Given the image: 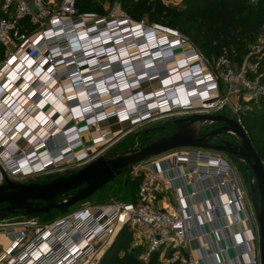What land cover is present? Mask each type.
I'll return each instance as SVG.
<instances>
[{
  "label": "built area",
  "instance_id": "built-area-1",
  "mask_svg": "<svg viewBox=\"0 0 264 264\" xmlns=\"http://www.w3.org/2000/svg\"><path fill=\"white\" fill-rule=\"evenodd\" d=\"M0 12L6 16L0 20L4 52H0V185L5 182L4 175L17 179L62 163L84 167L97 160L105 147L118 141L116 135L108 138L112 134L102 129L107 120L137 124L170 108L193 110L190 106L202 102L210 107L219 97L222 84L241 85L253 97H264V80L251 76L258 70L257 62L246 59L238 71L230 58L221 57L217 76L188 38L178 32L170 30L169 35L160 37L157 27L130 26L129 15L117 0L102 19L95 13H80L77 0H0ZM24 17L36 26L33 32L18 28ZM136 32L151 38L149 43L167 41L166 46L151 53L149 64L147 58L142 59L138 70L120 57L122 49L127 51L139 40ZM153 45L147 47L149 52ZM178 55L182 58L177 60ZM116 58L122 61V72L114 68ZM171 64H176L175 68ZM131 71L132 75L118 78L120 73ZM174 73L181 79L178 85L189 90L186 103L170 85L163 94L133 93L136 84L141 87L154 78L165 81ZM122 87L130 89V95L123 96ZM196 91L199 94L193 95ZM55 104L65 111L61 121L54 120L49 112ZM39 115L41 123L55 126L57 135L45 131L35 140H22L20 127L28 126ZM89 134L97 136L88 145L85 138ZM215 151L188 147L186 152L171 150L135 164L132 175H142L136 203L88 204L51 222L22 215H18L21 221L1 219L0 238L10 244L5 246L0 240V264H99L101 251L105 253L124 227L133 232L136 244L147 245L142 259L149 260L152 254L172 247L170 264H203V258L211 257L208 251L197 257L180 250L184 238L205 240L208 235L204 230L191 235L193 225L206 230L211 222L203 218L200 189L196 187L189 195L196 197L200 212L186 202L177 208H162L157 205V194L162 181L173 183L191 175L195 182L207 184L204 191L217 194L218 203L211 201L204 212L222 205L245 210V196L231 164ZM238 223L232 220L227 225L235 228ZM210 230L218 233L221 228ZM96 241H101L99 248ZM259 250L253 252L251 264H261ZM213 263L217 264L215 259Z\"/></svg>",
  "mask_w": 264,
  "mask_h": 264
},
{
  "label": "rangeland",
  "instance_id": "rangeland-1",
  "mask_svg": "<svg viewBox=\"0 0 264 264\" xmlns=\"http://www.w3.org/2000/svg\"><path fill=\"white\" fill-rule=\"evenodd\" d=\"M93 1H96L98 5H103L104 13L101 14L98 11H86V10H79V12L87 13V14L95 13V14H98V16L100 17L99 19H102L108 16V13L112 9V4L116 0H111L112 3L109 2L110 0H93ZM117 1H120V0H117ZM134 1L140 2L141 0L140 1L134 0ZM192 1L193 0H150V2L147 5L148 11L146 13L137 14V15H130L129 13H127L129 15L128 16L129 23H130L129 25L130 26L143 25L149 28L157 27L159 29L158 31H160V33L158 32L160 34L159 35L160 37H163V35L164 36L167 35L170 30L176 31L179 34L183 35L184 37L188 38L189 43L191 44L189 35L183 34V32L178 31L177 27L168 26L166 23H164V21H166V18L170 19L173 15L175 16V14L181 11L185 6L189 5L190 2ZM163 44L164 45L162 46H166L167 41L164 42ZM159 46L160 45H158V47ZM121 47L122 45H119L117 47L118 50H120ZM158 47H156V50L154 51L150 50L149 56L146 57L147 55L146 53H149V50L143 51L144 49L142 48V51H141L140 50L141 48L139 49L136 46H131L129 48V51L127 52V55H124L125 54L124 53L123 55H121V57L125 58L126 61L128 62L130 61L131 63L129 62L128 65H132L135 67V69L138 70L142 66V65L140 66L139 64L142 59L147 58L146 62L149 64V62L152 60V57H153L151 53L158 51V49H160ZM185 47H188V45H185ZM263 50H264V26L260 29L258 34L251 41L249 45V53H248L247 59L253 62H257L259 60V57H257V55ZM202 56L204 57L207 67L214 69V72L217 74V76H219L221 71L217 70L218 61L214 62L212 58L207 57L205 55H202ZM252 56H255L253 60L251 59ZM181 58H182L181 55H178L177 60ZM230 60L232 61L234 68L238 71L242 70V66L244 62L246 61L245 60L241 65H239L238 58L235 60H232L230 58ZM119 62H120V59L116 58L115 63L120 64ZM121 65L122 64H120V66L117 65L116 68H122ZM175 65L171 64L170 67L175 68ZM164 66L165 65H161L162 68H164ZM177 66L179 67V65ZM175 71H178V69H176ZM175 71L173 70V72ZM134 76L135 75H133V77ZM177 79L178 78H175V82H177ZM179 83H180V79L178 81V84ZM169 84H170L169 82L165 83V81H162L159 78H154L153 80L148 81L147 83L143 82L141 87H139L137 84L134 85V87L137 89H133V93L155 94L159 91L164 92L166 87ZM180 91L181 90H178L177 92L178 94H180V97L184 101L186 96L184 93H182V91L181 92ZM126 95L127 96L130 95L128 91H126ZM213 101L214 102L212 106L204 108V109L171 110L172 108H170L167 110V112L163 114H159L158 116L148 118L147 120H144L143 122H139L137 124H132L128 121L120 122L116 118L110 119L109 120L110 122H108V124H105L102 129L104 131H108L112 133L113 136L116 135L115 140L117 139L118 141L109 147H105L106 150L101 154V156L105 154H116L121 151H125L127 149L140 148V147L146 146L152 139L155 138V132L151 130L156 127L167 126L168 130L166 131L165 135H171L177 129L176 125L173 124V120L178 119V118H186V117L192 116L193 114H212V115L225 114V115H228L230 117H235L240 120V112L242 111L254 110L259 113L264 111V97H260V98L253 97L246 90H244L241 87V85L237 87H231L229 85L222 84V86L220 87L219 97L215 98ZM175 109H178V107ZM215 125H217V123L215 122L209 124L210 127H214ZM105 127L107 129H105ZM249 133L255 145L257 146L258 151H260L262 146L264 145V135L262 137H258L256 136V132L254 130H250ZM221 140H228L234 143H239L237 136L233 133L220 134L216 136L213 141L215 143H219V141ZM86 142L88 145L91 144L90 140L89 141L86 140ZM187 148L188 147L178 148V149H174V151L186 152ZM217 152H219L218 154H221L231 164L234 174L237 176L239 180V186L245 196V199H244L245 208L247 212L251 215L252 221L258 232V238H260L259 224H258L256 215H255L253 204L251 202L252 194H251L250 181L252 180L253 183L256 184V179L254 177L253 171L248 166L246 161L234 155L225 153V152L216 150L214 153H217ZM82 168L83 167L78 166L76 163H71V164L62 163L60 166L52 168L51 170H48L46 172L37 173V174L31 175L28 177H20L17 179L11 178V179L16 182H24V183H29V182L44 183L47 181H51L52 179L59 177V176H66L68 173L70 174L75 173ZM119 189L121 190L119 191ZM64 199H66V197ZM131 199L132 198L130 196L129 184L127 180L119 177L114 182H112L109 186L104 188L102 191L98 190L90 197L84 200H81L75 205H73L69 209V211L78 210L88 204H96L99 202H101L102 204L129 202ZM12 220L21 221L23 220V218L20 216H15L13 217ZM126 252L135 253L139 257H141L147 252V245L136 244L134 242V246L132 245L130 248L127 249ZM157 254H159V252ZM143 260L145 262L148 261L145 259ZM156 264H166L164 260L160 259V254L158 255Z\"/></svg>",
  "mask_w": 264,
  "mask_h": 264
},
{
  "label": "water",
  "instance_id": "water-1",
  "mask_svg": "<svg viewBox=\"0 0 264 264\" xmlns=\"http://www.w3.org/2000/svg\"><path fill=\"white\" fill-rule=\"evenodd\" d=\"M212 122L221 126L202 134L201 131ZM173 124L177 129L171 135L158 134L144 147L102 155L79 171L56 177L49 182H16L4 175L5 182L0 185V214L7 212L30 216L51 214L58 210L64 215L73 205L90 197L149 157L183 147L217 150L246 161L253 171L256 184L250 181L251 202L259 224L260 263L264 264V162L242 122L225 114H193L175 119ZM157 129L163 133L167 126L156 127L151 131ZM224 133L235 134L239 143L228 140H222L220 144L211 143L214 137Z\"/></svg>",
  "mask_w": 264,
  "mask_h": 264
},
{
  "label": "trees",
  "instance_id": "trees-1",
  "mask_svg": "<svg viewBox=\"0 0 264 264\" xmlns=\"http://www.w3.org/2000/svg\"><path fill=\"white\" fill-rule=\"evenodd\" d=\"M109 2L112 3L111 0ZM120 2L127 13L137 15L148 11L147 5L150 0H141L140 2L120 0ZM77 8L78 10L104 13L103 5H98L93 0H77ZM4 17H6L5 14L0 12V20ZM164 23L171 27H177L178 31L189 35L191 44L197 51L212 58L214 62L226 56L232 60L238 58L239 65H241L248 58L251 41L264 26V0H193L175 16L173 15L170 19L166 18ZM18 28L21 32H33L36 26L29 21V18L24 17L19 20ZM0 52L3 55L1 45ZM257 57H259L258 70L251 76H260L264 80V50ZM254 58L255 56H252L251 59ZM240 120L249 136L250 130H254L258 137L264 135V111L260 113L254 110L242 111ZM250 138L252 139L251 136ZM252 142L264 162V145L258 151L253 139ZM131 171L132 168L117 178L121 177L127 180L132 198L129 202L136 203L142 175L133 176ZM117 178L106 184L100 191ZM61 215L58 210H54L51 214L43 213L28 217L38 216L43 221L51 222ZM13 216L18 215L4 212L0 214V220ZM134 241L133 232L128 227H124L107 248L99 264H156L158 252L152 254L147 262L135 253L126 252L128 248L134 246Z\"/></svg>",
  "mask_w": 264,
  "mask_h": 264
},
{
  "label": "crops",
  "instance_id": "crops-1",
  "mask_svg": "<svg viewBox=\"0 0 264 264\" xmlns=\"http://www.w3.org/2000/svg\"><path fill=\"white\" fill-rule=\"evenodd\" d=\"M58 2L59 0H55ZM169 82V81H167ZM165 82V83H167ZM49 109V106L45 108ZM54 120L61 121L65 111L62 106L55 104L50 111ZM41 115L36 119H31L28 126H21L20 133L22 140L30 139L35 140L38 135H44L45 131L57 135L56 128L50 123H41ZM109 120L103 122V126L108 124ZM105 129H107L105 127ZM114 132V131H113ZM97 134H89L86 136L87 141H91L92 137H96ZM237 178V176H236ZM239 184V180L237 178ZM207 184L202 182H195V177L187 175V177L180 178L176 182L162 181L160 183L159 193L157 194V205L165 207L177 208L184 202L189 205H193L198 212H200V206L197 203L196 197L190 198V193L195 190L196 187L200 189V195L204 200V205H201L203 211V218L211 221L208 223L207 229L205 227H199L193 225L191 229V235H199L201 231H208V235L204 239H198L186 237L182 241L180 250L187 256H201L202 253L207 251L211 257L203 258V264H214L213 260H216L217 264H251L254 251L259 250L258 232L252 221L251 215L247 210H241L238 206L228 208L225 206H216L215 210L204 212V210L211 206L213 203H218L216 192L210 190L204 191ZM15 217V216H13ZM247 218H249L247 220ZM232 220H237L239 223L235 225V228L228 226ZM198 221L200 219L198 218ZM211 228H221L218 233L211 232ZM252 228V231L250 230ZM1 242L8 246L10 242L3 236L0 238ZM96 247L101 246V241L95 242ZM174 248L168 247L162 252H159L160 259L164 260L166 264H170V258ZM103 250L101 255L103 256Z\"/></svg>",
  "mask_w": 264,
  "mask_h": 264
},
{
  "label": "bare ground",
  "instance_id": "bare-ground-1",
  "mask_svg": "<svg viewBox=\"0 0 264 264\" xmlns=\"http://www.w3.org/2000/svg\"><path fill=\"white\" fill-rule=\"evenodd\" d=\"M104 30H106V28L105 29H103V31ZM139 32H136L135 33V37H137L136 39H139L138 41H137V43L134 45H131V46H136L137 48H141L140 50L142 51V48L144 49L143 51H145V50H147V47L148 48H151V46H150V44H155V45H153V48L154 49H151L152 51H154V50H156V47H158V45H156L157 44V42L158 41H154V42H152V43H149V40H151V38H148V39H146V38H143L144 36H141L142 34H138ZM137 34H138V36H137ZM153 38H155L156 37V35H153L152 36ZM154 40H157L156 38L154 39ZM166 44V43H165ZM162 45H164L163 43L162 44H160V46H162ZM128 50H129V48H127V51H126V49H124V50H122V53H121V55H123L124 53V55H127V52H128ZM159 51V50H158ZM158 51H156V52H158ZM147 55L146 56H149V54H150V52L149 53H146ZM121 57V56H120ZM143 57H145V56H143ZM122 58V57H121ZM120 59V58H119ZM126 61V60H125ZM124 61V63H127L128 61H126L125 62ZM120 64H122V61L120 60V62H119ZM120 64H116L115 63V66H114V68H116L117 67V65H119L120 66ZM121 67H122V65H121ZM117 70H121L122 68H116ZM120 72H122V70L120 71ZM128 74H130V75H132L133 74V71H131V72H129V73H126L125 72V74H123V73H120L119 74V76H118V78L119 77H121V78H125V77H128ZM173 76V77H172ZM170 78H168V79H166L165 80V82H167V81H169V85L172 87V86H175L176 88H175V91H178V90H181L182 91V93H184L185 94V96H186V98L184 99V101L185 102H187L188 101V98H187V95L186 94H188L187 92L189 91L188 89H185L183 86H179V85H177L178 84V81H179V75L177 74V73H175V74H173ZM175 78H178L177 79V82H176V84H175ZM134 80H136V79H134ZM180 81H181V79H180ZM130 82V80L128 79L127 80V83H129ZM126 84V83H125ZM123 89H124V87H122ZM125 91H122V95L123 96H127L126 95V91H128L129 92V94L131 93L130 91V89L128 90L127 88H125L124 89ZM170 90V89H169ZM180 91V92H181ZM165 92V91H164ZM161 94H163V92L161 93ZM195 94H199V91H196V92H194L193 93V95H195ZM73 98V97H72ZM207 107H209V105L208 104H205L204 102H202L201 104H196V105H192V106H190V108L191 109H204V108H207ZM29 123V122H28ZM108 134H112V133H110V132H108ZM112 137H114L113 136V134L112 135H109L108 136V138H112ZM38 157L37 156H35L34 157V159H37Z\"/></svg>",
  "mask_w": 264,
  "mask_h": 264
},
{
  "label": "flooded vegetation",
  "instance_id": "flooded-vegetation-1",
  "mask_svg": "<svg viewBox=\"0 0 264 264\" xmlns=\"http://www.w3.org/2000/svg\"><path fill=\"white\" fill-rule=\"evenodd\" d=\"M213 123V122H212ZM221 125L220 124H218L217 123V125H215L214 127H210L209 126V124L201 131V133L202 134H205V133H208V132H210L211 130H214V129H217V128H219ZM168 130V127H167V129L162 133L161 132V130H154V132H155V137L158 135V134H161V135H165L166 134V131ZM215 138V137H214ZM214 138L211 140V143L212 144H220L221 142H222V140L221 141H219V143H215L213 140H214ZM234 143V142H233ZM259 234H260V232H259Z\"/></svg>",
  "mask_w": 264,
  "mask_h": 264
}]
</instances>
